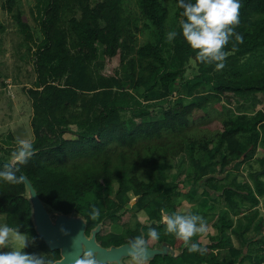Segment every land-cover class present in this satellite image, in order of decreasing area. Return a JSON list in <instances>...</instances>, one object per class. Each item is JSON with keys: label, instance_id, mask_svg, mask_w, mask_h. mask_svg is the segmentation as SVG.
<instances>
[{"label": "trees", "instance_id": "trees-1", "mask_svg": "<svg viewBox=\"0 0 264 264\" xmlns=\"http://www.w3.org/2000/svg\"><path fill=\"white\" fill-rule=\"evenodd\" d=\"M172 1L174 15L163 0H137L151 39L136 49L137 19L128 13L125 0H38L43 39L32 55L35 83L25 89L33 108L34 152L19 165L20 174L49 210L84 217L88 236L102 225L97 241L105 248L127 244L157 227L160 237L149 240L148 247L171 244L181 254L170 264H191L193 259L238 264L241 249L230 248L226 260L215 251L228 245L226 234L236 217L254 226L264 197V175H259L264 168V0H240L235 28L244 39L225 45L219 70L199 62L182 34L167 39L170 30L180 33L182 9ZM16 5L17 0H8V12ZM13 16L32 39L22 10ZM3 29L0 24V33ZM135 53L138 60L130 58ZM99 61L101 71L95 66ZM174 84L184 85V97L153 102L168 97ZM223 101L228 106L251 104L254 113L227 117L219 131L206 130L201 138L191 133L208 123L209 111ZM13 150L0 143V167L13 162ZM254 159L262 168L250 171L251 182L228 179L227 170ZM204 193L215 203L200 204ZM186 200L195 202L191 212L211 224L206 240L204 233L193 237L203 255L188 252L161 222L163 214L179 211ZM215 204L220 206L217 214ZM93 205L101 212L96 220L88 215ZM184 207L182 213L188 209ZM0 214L54 262L61 259L60 251H51L34 228L24 179L0 182ZM254 229L257 237L263 236L253 242L256 252L242 261L255 257L253 264H260L264 218ZM166 259L158 255L146 264H165ZM124 264L133 261L126 258Z\"/></svg>", "mask_w": 264, "mask_h": 264}, {"label": "rangeland", "instance_id": "rangeland-1", "mask_svg": "<svg viewBox=\"0 0 264 264\" xmlns=\"http://www.w3.org/2000/svg\"><path fill=\"white\" fill-rule=\"evenodd\" d=\"M7 1L8 0H0V24L4 27L3 31L0 33V143L5 147L14 149L17 138L34 140L32 128L33 108L25 89L31 88L36 80L32 55L37 44H40L42 41L43 34L37 11L38 0H17V5L14 7L13 13L8 12ZM163 3L169 8L171 14L174 15L176 10L173 1L163 0ZM125 5L128 13L137 19L136 25L138 30L134 31L136 34V43L134 45L136 49H138L151 39L148 30L145 28L148 21L142 16L137 0H125ZM18 9L22 10L24 20L28 22L30 26V33L33 36L32 39H28L15 22L13 14H15ZM180 19H182V17ZM176 23L177 21L175 24ZM29 47H32L31 51H29ZM169 55L171 56V54ZM130 58L138 60L136 53ZM114 65L122 74L124 73L119 63L115 61ZM195 65V61L192 60L191 66L195 67ZM95 66L99 71L103 69L101 61L97 62ZM105 70V72H109L110 67L106 66ZM185 91L186 88L184 85L174 84L168 97L153 102L159 104L167 100L176 101L180 97L185 96ZM141 101H143V99H141ZM185 101L188 103L190 99L187 98ZM144 104L147 103L144 102ZM260 107L261 106H259L258 109ZM241 113H254V107L251 104L228 106L223 101L221 105H215L211 111H209V122L195 127L191 133H195L198 138H201L206 130L210 132L219 131L222 123L227 117L236 118ZM259 155L260 152L257 153V156ZM250 166H252V168ZM261 168L260 163L254 159L249 164H235L232 169L227 170V176L228 179H232L233 181L242 182L247 178L249 182H251L252 180H250L251 178L249 176L250 171H258ZM210 169L213 172L217 171L214 164L211 165ZM261 200L263 202L262 208L264 209V197L261 198ZM205 201L215 203L213 196L204 193L200 195V204H203ZM191 205L194 206L195 202L186 200L182 206H185L184 208L188 206L186 212H191ZM215 205L216 207L213 211H217V214L220 206L218 204ZM182 206L178 208L180 212H183ZM239 219L241 223H236V229L239 234H242V232H247L250 226H246L247 222L242 219V217ZM0 224H6L5 215L0 214ZM134 224L135 220L132 221V225ZM20 236L21 238L17 239L15 232L10 234L9 249L12 247L23 249L24 243H26L25 249L28 250V253L44 254L46 256L43 251L34 245L27 234L20 233ZM3 250L6 251L8 248L5 247Z\"/></svg>", "mask_w": 264, "mask_h": 264}, {"label": "clouds", "instance_id": "clouds-1", "mask_svg": "<svg viewBox=\"0 0 264 264\" xmlns=\"http://www.w3.org/2000/svg\"><path fill=\"white\" fill-rule=\"evenodd\" d=\"M176 2L182 9L180 33L170 30L166 33L167 39L173 40L178 34H182L189 46L196 50L195 55L199 62L214 65L217 70L222 69L226 59L225 45L232 40L242 43L244 39L243 34L237 32L235 28V25L240 23V0H176ZM33 152L34 145L30 139L17 138L16 146L11 152L13 162L0 167V182L22 181L24 177L20 174L19 165L27 163ZM88 215L90 219L96 220L101 215L100 209L93 205ZM161 222L166 233L173 234L184 242L188 252L204 254L199 242L193 240L194 236L208 230L207 221L201 214L174 211L163 214ZM14 232L16 238L20 239L18 228L13 229L8 224H0V264H54V260L49 256L24 251L26 243L23 249L15 247L9 249L10 234ZM159 237L158 228L149 227L146 235H138L128 242V256L133 264H146L150 260L151 249L148 247V241H156ZM79 246L82 254L71 260V264H103L93 250L85 248L84 243H80ZM5 247L8 250H3Z\"/></svg>", "mask_w": 264, "mask_h": 264}, {"label": "water", "instance_id": "water-1", "mask_svg": "<svg viewBox=\"0 0 264 264\" xmlns=\"http://www.w3.org/2000/svg\"><path fill=\"white\" fill-rule=\"evenodd\" d=\"M264 174V168L259 175ZM24 181L28 191V200L32 208V221L37 234L44 240L51 251L59 250L61 259L54 264H71V260L82 254L80 243H84L85 248H90L97 255L103 264H123V260L128 256V243L121 246L105 248L97 241V235L102 229V225L97 226L88 236L87 221L84 217L71 213L63 214L51 212L44 204L31 181L24 176ZM151 249V248H150ZM169 243H163L150 250V260L158 255H168L175 257V249Z\"/></svg>", "mask_w": 264, "mask_h": 264}, {"label": "crops", "instance_id": "crops-1", "mask_svg": "<svg viewBox=\"0 0 264 264\" xmlns=\"http://www.w3.org/2000/svg\"><path fill=\"white\" fill-rule=\"evenodd\" d=\"M205 194H207V193H205ZM262 203L263 202L261 200V204L258 207L259 216L255 219V222L253 223L254 226L248 227L247 232H242V234L238 233V231L236 229V227H237L236 223H238V222L241 223V221L239 218H237V217L235 218L234 227L226 234V238L228 240V245L224 249H221L220 251L219 250L215 251V252H219L221 255H223L222 256L223 260H226V257L230 254L229 253L230 248H236V249H241L243 252L241 260H239L238 264H253V262L255 261V257H252L251 260L244 259V261H242V258H244L245 256L253 255L256 252L257 246L253 242H256L257 240H259V238H261L263 236V234H262L261 236L257 237L256 229H254L255 225H257L259 219L264 218V209L262 208ZM192 206L193 205H191V207ZM241 217H242V219H244L247 222L246 226H249L247 219L244 218L243 216H241ZM210 230H211V224L208 225L207 232H205L203 234V236H202L203 240H206V237L208 236ZM174 251H175V257H177L178 255L181 254V252H179L177 250H174ZM175 257L169 253L167 255V259L165 261V264H170L172 261V258H175ZM191 264H201V263H198L195 259H193L191 261Z\"/></svg>", "mask_w": 264, "mask_h": 264}, {"label": "built area", "instance_id": "built-area-1", "mask_svg": "<svg viewBox=\"0 0 264 264\" xmlns=\"http://www.w3.org/2000/svg\"><path fill=\"white\" fill-rule=\"evenodd\" d=\"M264 254V253H263ZM264 263V261L261 263V264H263Z\"/></svg>", "mask_w": 264, "mask_h": 264}, {"label": "bare ground", "instance_id": "bare-ground-1", "mask_svg": "<svg viewBox=\"0 0 264 264\" xmlns=\"http://www.w3.org/2000/svg\"><path fill=\"white\" fill-rule=\"evenodd\" d=\"M19 58V57H18ZM20 60V59H19Z\"/></svg>", "mask_w": 264, "mask_h": 264}]
</instances>
